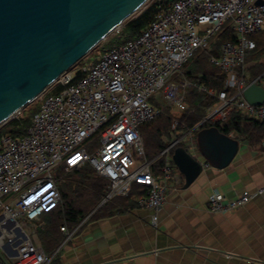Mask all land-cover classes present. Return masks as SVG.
<instances>
[{
	"label": "built area",
	"instance_id": "built-area-1",
	"mask_svg": "<svg viewBox=\"0 0 264 264\" xmlns=\"http://www.w3.org/2000/svg\"><path fill=\"white\" fill-rule=\"evenodd\" d=\"M228 30L236 40L222 42L215 54L221 34ZM263 30L264 0H169L158 6L136 37H119L97 59L80 67L81 78L75 80L77 72L61 75L51 91L39 97L42 104L26 132L17 136L6 132L0 138V264L53 261L56 252L45 253L38 230L41 215L62 204L63 178L56 176L61 167L71 170L90 163L110 183L103 203L129 196L134 184L146 185L138 205L153 212L152 223L157 225L167 194L179 180L175 147L183 145L195 157L201 125L223 127L233 110L264 123V104H251L244 97L250 83L245 80L246 57L256 47L250 36ZM202 53L227 75L220 92L202 82L180 80L188 62ZM191 85L217 101L186 132L174 119L167 147L147 158L140 126L162 113L158 105L162 100L185 110L186 88ZM57 86L60 90L54 91ZM96 141L98 147L89 152ZM159 157L164 162L157 168ZM261 194L264 187L230 198L214 191L208 198L209 211L233 212ZM61 230L64 242L75 232L66 225Z\"/></svg>",
	"mask_w": 264,
	"mask_h": 264
},
{
	"label": "crops",
	"instance_id": "crops-1",
	"mask_svg": "<svg viewBox=\"0 0 264 264\" xmlns=\"http://www.w3.org/2000/svg\"><path fill=\"white\" fill-rule=\"evenodd\" d=\"M256 63L246 61L248 77ZM252 81L264 86V71ZM247 127L255 141L230 135L240 148L225 168L213 166L200 151L193 156L203 168L191 185L174 163L179 180L167 194L157 225L153 212L136 204L88 220L93 211L54 250L50 264H264V194L228 213H212L208 203L214 191L230 198L264 187V138L256 139L262 129Z\"/></svg>",
	"mask_w": 264,
	"mask_h": 264
},
{
	"label": "water",
	"instance_id": "water-1",
	"mask_svg": "<svg viewBox=\"0 0 264 264\" xmlns=\"http://www.w3.org/2000/svg\"><path fill=\"white\" fill-rule=\"evenodd\" d=\"M148 1L0 0V127ZM244 97L251 104H264V86L250 82ZM196 140L207 161L219 168L229 165L240 148L237 139L216 126L202 128ZM173 161L187 185L203 168L183 147L174 151Z\"/></svg>",
	"mask_w": 264,
	"mask_h": 264
},
{
	"label": "trees",
	"instance_id": "trees-1",
	"mask_svg": "<svg viewBox=\"0 0 264 264\" xmlns=\"http://www.w3.org/2000/svg\"><path fill=\"white\" fill-rule=\"evenodd\" d=\"M168 1L169 0H154L142 13L129 21L123 30L126 34V38L132 39L136 37L140 31L149 24L158 6ZM250 38L255 41L256 47L248 51L246 61L255 60L257 63L251 69V78L248 82H251L257 75L264 71V63L262 62L264 59V30L255 35H251ZM227 40H236L233 32L229 30L221 34L217 46H215L214 49L215 54H218V46ZM184 71L191 81L205 83L208 88H212L216 92H220L224 89L227 75L224 71L210 62L208 54L202 53L195 55L185 66ZM195 73H201V77L197 78V80L195 78L196 76L194 77ZM82 76L83 72L81 70L77 71L75 80H78ZM60 88V86H57L54 91H59ZM191 90H193L192 96L194 99L190 102L192 106L195 107V111L187 113L183 119L187 125V129L201 122L208 112L207 109L217 101L216 96H206L196 88H192ZM233 92L234 90H230V94H233ZM37 111L32 113L29 118H20L11 122L7 130L0 132V138L6 132L14 136L24 134L26 132L25 130L31 125L32 116ZM248 124L255 128L262 129V135L256 138L257 141H260V138H264V123L257 119L249 118L237 110H233L229 114L223 127L218 124L204 123L201 125V129L216 126L224 134L230 135L233 133L236 136L243 134L249 137L250 132L248 131ZM171 128V118L166 115H159L155 119L140 126L147 158L153 159L167 147L168 144L163 142L162 136L169 133V131L172 130ZM249 138L251 141H255L254 137L250 136ZM179 147H183V145L175 147L172 154ZM163 162L164 157H159L156 160L157 168H159ZM64 172L65 168L61 167L59 172L56 173V176L59 177L64 174ZM109 185V180L98 175L90 163H85L80 167L71 169L70 173L66 175L65 180L59 184L62 204L50 212L42 214L40 218V223H43V225L39 228V238L47 255H51L64 240L66 235L61 230L62 225H66L68 229L72 231L93 211L94 212L88 220L111 216L118 211H122L124 207L132 204L138 205V199L145 196L148 190V187L144 184H134L129 196L114 197L97 208L104 196L108 193Z\"/></svg>",
	"mask_w": 264,
	"mask_h": 264
},
{
	"label": "rangeland",
	"instance_id": "rangeland-1",
	"mask_svg": "<svg viewBox=\"0 0 264 264\" xmlns=\"http://www.w3.org/2000/svg\"><path fill=\"white\" fill-rule=\"evenodd\" d=\"M153 1L154 0H149L146 3V5L139 12H137L136 14H134L133 16H131L118 29H116L114 32H112L107 37V40H103L102 42H100L86 56H84L76 65H74L68 71H66L65 73H63L62 76L64 74L68 73V72H77V71H79L80 70L79 69L80 67L83 68L84 66L88 65L89 63H91L93 60L97 59L100 56V54L104 51L105 48L112 47L117 42L116 39H119V37L126 36V34L123 32V30H124L125 26L127 25V23L129 21H131L132 19L136 18L140 13H142L143 10H145L147 8V6L149 4H151ZM262 62L264 63V59L262 60ZM245 74H248V72L246 71ZM250 74H251V72H250ZM62 76H60V77H62ZM194 77L197 80V78L201 77V73H195L194 74ZM250 78H251L250 76L248 77L247 75H245V80L247 82L250 80ZM180 80L190 81L192 83L199 82V81H191V80H189L188 77L185 74V71H184L183 75L180 77ZM51 87L52 86H50L46 91H49L51 89ZM192 88H196V87H194L193 85H191V86H189V87L186 88V109L185 110H181L176 105L171 104V103H167L165 100H162V101H160L158 103V105L161 106V108H162V113L160 115L169 116L171 118V126H172V123H173V120L174 119L179 120V122H180L179 127L184 132H186L187 130H189V129H191L194 126L197 125L196 124L193 127L187 129V127H186L187 125H186L185 121L183 120L184 117H185V115L187 113H191V112H194L195 111V107L192 106V103L190 102V101H193V99H194L193 96H192V94H193L192 93L193 90H191ZM210 89H212V88H210ZM201 93H203V92H201ZM41 104H42V98H39V99H36L35 101H33L32 103L28 104L27 106H25L18 114H16L13 118H11L9 121H7L4 125H2L0 127V132L7 130L9 128V125L11 124V122H13L14 120H17V119H20V118H29V117H31L32 113H34L35 111H37L40 108ZM196 104H198V103H196ZM207 110H209V109H207ZM171 133H172V130H170L169 133L164 134L162 136L163 142H166V141H168V140L171 139V137H172V134ZM98 144H99L98 141L94 142L91 146L88 147V151L89 152L94 151L98 147ZM59 170H60V168L58 170H56V173H58ZM70 171L71 170H66L65 169L64 174H62L59 177H62L63 178V181H64L65 178H66V175H68L70 173ZM42 225H43V223H42ZM32 227H34V226H32ZM38 237H39V230H38ZM39 240H40V238H39Z\"/></svg>",
	"mask_w": 264,
	"mask_h": 264
}]
</instances>
